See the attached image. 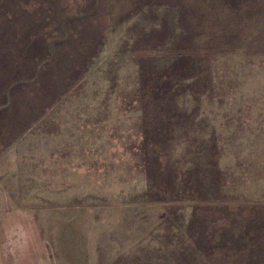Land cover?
Here are the masks:
<instances>
[{
	"label": "rangeland",
	"instance_id": "1",
	"mask_svg": "<svg viewBox=\"0 0 264 264\" xmlns=\"http://www.w3.org/2000/svg\"><path fill=\"white\" fill-rule=\"evenodd\" d=\"M0 264H264V0H0Z\"/></svg>",
	"mask_w": 264,
	"mask_h": 264
}]
</instances>
